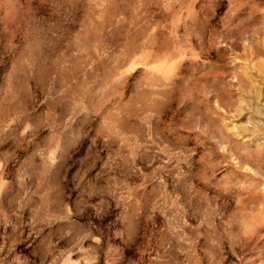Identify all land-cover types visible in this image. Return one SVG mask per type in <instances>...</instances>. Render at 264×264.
<instances>
[{
	"label": "rangeland",
	"instance_id": "374dc122",
	"mask_svg": "<svg viewBox=\"0 0 264 264\" xmlns=\"http://www.w3.org/2000/svg\"><path fill=\"white\" fill-rule=\"evenodd\" d=\"M0 264H264V0H0Z\"/></svg>",
	"mask_w": 264,
	"mask_h": 264
}]
</instances>
